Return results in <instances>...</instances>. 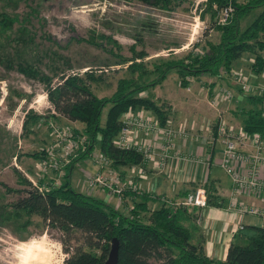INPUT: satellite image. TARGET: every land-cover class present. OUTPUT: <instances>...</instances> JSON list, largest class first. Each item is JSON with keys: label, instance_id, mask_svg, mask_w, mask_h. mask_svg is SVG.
Instances as JSON below:
<instances>
[{"label": "rangeland", "instance_id": "1", "mask_svg": "<svg viewBox=\"0 0 264 264\" xmlns=\"http://www.w3.org/2000/svg\"><path fill=\"white\" fill-rule=\"evenodd\" d=\"M202 1L204 0H183L176 9L167 12L148 7L141 2L125 0H0V12L9 17H16L9 28L0 32V205L15 198L12 194H6L1 185L18 188L13 168L34 184L40 181L41 185L46 186L50 182L51 185L62 182L66 166L62 164L60 151L55 147L59 138L55 132H51L49 123L62 130H65V127L70 128L74 139L85 138L74 132H80V123L66 120L57 114L49 116L50 104L43 84L20 74L15 64L25 63L37 68L40 73L51 77L53 84L62 73L76 70L82 73L90 68L97 74L101 69L104 72L101 75L102 81L92 83L91 87L98 97H108L114 91L116 80L126 76L127 72L123 69L124 66L110 63L114 60L113 57L85 43V40L97 34L110 36L120 45V49L104 40L101 42L103 48L111 47L113 52L117 51L128 58L131 56L129 47L133 46L137 52L144 53L142 62L146 70L152 71V63L148 62L155 63L160 58L180 57L189 50L201 52L200 47L203 48L204 40L218 41L219 33L209 28L208 19L198 18V8ZM257 11H252L243 18L240 27L244 28ZM193 42H198V46L192 47ZM249 57L251 56L247 53L241 54L228 73L221 71L220 78L207 74L187 77L185 87L179 86V78L175 70L171 69L165 73L158 86L138 94L162 108L167 115V122L160 125L149 110L142 109V112L141 108L135 109L155 120L156 126L172 131L167 138H158L153 132L144 135L148 136L147 141H157L162 147L159 150V147L152 146L157 162L161 163L163 168L170 159L178 160L182 164L183 175L180 177L181 186L179 191L177 190L178 193L176 191L171 197L158 196L161 204L167 206L175 202L178 199L176 196L180 194H183V198L205 180L208 170L211 177L223 178L226 182L227 178L221 169L210 164V153L217 149L219 151V148L221 152V144L215 140L212 129L216 122L232 125L234 128L241 126V110L252 108L247 95L260 94L264 89V79L252 75L249 71ZM105 60L111 64L107 68L106 63H103ZM6 61H11L12 68L5 66ZM238 68H241L245 75L246 90L240 88L231 75V70ZM219 88L228 90L231 96L211 107L209 100ZM261 108L264 109V105ZM25 114L28 117L34 116L33 114L36 116L34 120L27 118L23 128ZM139 136L143 134L140 133ZM146 145L142 146V149H145ZM33 152L42 158H31L30 154ZM98 152L96 146L90 157L84 159L87 160L86 163L75 162L69 170V175L73 167L75 170L81 169L84 172L82 180L72 181L73 184H83L80 187L76 184V190L89 196L97 192L103 194L107 197L108 205L125 215L132 203L122 196L121 190L130 187L138 193L144 192L137 179L145 176V164L149 160H143L144 167L132 166V173L126 167L114 170L108 163L99 168L93 157ZM160 152H168L172 157L162 161ZM219 159L220 153L217 162ZM42 160L55 161L57 168H61L63 173L59 175L52 169L42 171L38 165ZM108 169L112 171L114 179L109 181L107 178L106 181L108 184L112 183V190L119 192L112 193L110 189L99 186H92L89 190L86 185L87 176L96 173L107 176L105 174ZM77 175L75 172L73 178ZM135 180V184L140 186L139 189L132 185ZM156 207L157 204L155 207L147 206L148 212ZM222 208L234 212L236 218L238 217L236 211L229 210L225 205ZM187 209L197 215L192 223L198 225L200 214L197 209ZM147 213L139 214L143 222L146 221ZM187 225L190 226V223ZM18 237L13 234L11 228L0 224V264H19L20 256L33 242L40 243L49 251L52 264H60L66 256L59 242L63 239L62 234L53 228L44 229L38 217H32V224L25 232H18ZM79 239V233L73 232L69 245H77ZM190 241L202 247V238L197 236L195 231Z\"/></svg>", "mask_w": 264, "mask_h": 264}, {"label": "trees", "instance_id": "2", "mask_svg": "<svg viewBox=\"0 0 264 264\" xmlns=\"http://www.w3.org/2000/svg\"><path fill=\"white\" fill-rule=\"evenodd\" d=\"M125 1L141 2L148 7L169 12L176 9L183 0ZM227 4L233 7L232 14L225 24H217V12ZM255 10H258L255 16L241 28L240 21ZM197 15L200 20L208 19L209 28L219 33L218 41L204 40L201 52L189 50L180 57L148 62L152 63V71L146 70L142 62L144 53L137 52L133 46L129 47L131 56L128 58L117 51L113 52L111 47L103 48L101 42L104 40L120 49V45L110 36L97 34L86 39L85 43L100 49L105 55L109 54L114 58L110 63L124 66L127 72L126 76L116 80L114 91L108 97H98L91 87L92 83L102 81L101 75L104 72L100 68L97 74L90 68L82 73L78 70L62 73L53 84L51 77L40 73L37 68L25 63L15 64L20 74L43 84L50 104L49 116L57 114L66 120L80 123V132H74L85 138L83 149H79L67 164L62 182L58 185H51L50 182L44 186L40 181L32 184L24 174L16 168L12 169L19 186L11 188L1 184L6 194L15 197L10 202L1 203V225L11 228L18 237V232H25L32 224V217H38L44 229H56L63 236L59 242L66 256L60 264H102L112 239L117 242L116 264H264L262 226H241L236 229L224 259L215 260L203 253L201 245L191 243L195 230L192 222L197 215L186 207L161 204L159 208L148 212L147 202L154 200V197L128 187L121 190L122 196H130L132 206L124 215L104 200L77 191L69 181V170L73 164L90 157L96 146L114 170L120 167H143L141 152L135 147H118L112 140L121 129L122 114L135 108L149 110L160 125L166 124L167 115L164 110L138 94L158 86L168 70L174 69L179 78V86L185 87L187 77L201 74L222 77L221 71L228 73L241 54L247 53L252 59L250 73L255 76L261 74L264 69V0H204L199 5ZM15 20V16L9 17L0 12V32L9 28ZM197 46L198 42L192 43V47ZM103 63H106V68L111 65L106 60ZM5 66L12 68L13 64L6 61ZM247 100L252 108L240 112L242 129L248 134H257L264 141V109L261 108L264 105V89L260 94L247 95ZM33 115L28 117L25 114L23 128L27 118L35 119L36 115ZM217 123L212 129L215 138ZM30 157L42 158L35 152ZM200 186L204 189L207 206L223 207L226 204L225 198L218 192L215 180L208 177ZM140 213H147L145 222L140 219ZM73 232L79 233L80 239L72 247L69 242Z\"/></svg>", "mask_w": 264, "mask_h": 264}, {"label": "built area", "instance_id": "3", "mask_svg": "<svg viewBox=\"0 0 264 264\" xmlns=\"http://www.w3.org/2000/svg\"><path fill=\"white\" fill-rule=\"evenodd\" d=\"M232 11L233 7L230 4L220 8L215 18L216 23L220 25L225 24L230 18ZM231 75L234 82L237 83L240 88L244 90L247 89L244 80L245 75L241 69L231 70ZM230 96L228 90L219 88L209 100V106L212 107V105H217ZM154 121L155 120L144 116L136 109L125 112L121 116L122 126L119 133L112 140L113 144L118 147H135L137 151L141 152L143 160L147 161L153 157H155L156 160L154 150L152 149L154 145L152 142L142 138V140L140 139L139 141H132L131 138L135 133H142L144 136L153 132L154 136L158 138H167L171 135L172 131L169 128L158 127L155 125L156 122ZM49 128L51 132H55L59 138L55 147L60 151V157L63 159L62 164L67 166L76 152L79 149H83L82 144L84 139L80 140L79 137L78 139H74L73 131L68 127L62 130L49 123ZM215 140L221 144L220 159L217 165L230 182V189L225 206H227L229 210L236 211L239 220H241L242 216L249 215L261 218L264 222V199L260 206L247 205L240 199L243 194L247 193L264 197V141L257 134H248L244 132L242 126L234 128L232 125L223 123H219L217 126ZM150 143H152L151 146H149ZM145 144H147L145 149H142V146ZM157 147H159V150L162 149L159 145H157ZM93 157L99 168L104 167L108 163L107 159L99 152ZM171 157L172 156L168 152H160L162 161H166ZM159 164L161 163H158V165ZM38 165L44 172L51 171L52 169L59 175L63 173L61 168H57L55 161L48 162L47 160H42ZM131 169H133V167H131ZM112 174V171L108 169L105 174L107 176L98 173L87 176L86 185L88 187H106L110 189L112 193H118L119 190H112V183L108 184L106 181L107 178L109 181H113L114 177ZM31 183L34 184L32 181ZM38 190H41V188H38ZM167 205L202 209L207 206L204 189L198 186L185 194L183 198L180 197L175 202L173 201ZM240 227L241 225L238 224L236 229ZM262 227H264V223Z\"/></svg>", "mask_w": 264, "mask_h": 264}, {"label": "crops", "instance_id": "4", "mask_svg": "<svg viewBox=\"0 0 264 264\" xmlns=\"http://www.w3.org/2000/svg\"><path fill=\"white\" fill-rule=\"evenodd\" d=\"M264 51V50H263ZM262 55L264 57V53L262 52ZM248 61L251 63L252 59L251 57L248 58ZM241 69V68H238ZM261 76V78L264 79V69L262 70L261 74L258 75V77ZM140 133H135L131 136L132 141H137L138 139H147L148 136H139ZM141 139V140H142ZM154 145L157 147L158 142L155 141L153 142ZM218 150V149H217ZM213 151L210 153V164L213 167H216L220 169L217 165L219 153H220V148L219 151ZM215 160V162H214ZM78 161V162H83ZM87 161V160H86ZM84 161V163H86ZM174 161L176 162L174 164ZM77 162V163H78ZM76 163V165H77ZM83 163V164H84ZM145 168V176L139 177L137 179V183L141 184L142 191L150 194L151 196L154 197V200L148 201L147 206H154L157 204V208L160 207L161 203L159 202V197L160 195L166 196V197H171L173 193H175L177 190L179 191L180 189V177L183 175L182 167L180 162L175 159H170L167 161L166 165L163 167H160L161 164L158 165L157 159L155 160V157L150 159L146 164ZM216 165V166H215ZM184 166V165H183ZM210 166V167H211ZM82 167V166H81ZM144 167V166H143ZM128 170L132 173L131 168H128ZM85 171V170H84ZM165 171V172H164ZM169 171V172H168ZM77 172V176L73 178L74 173ZM222 172V171H221ZM84 172L82 170H78L73 167L69 181L71 186L76 189V184L77 186L80 187V185L83 186L81 183L80 185L78 183H74L72 181H77L79 179L82 180ZM225 175V174H224ZM210 178L215 180L216 182V187L218 189L219 194L225 198V201L227 199V195L230 189V182L225 175L226 182H224L223 178L219 177H211L209 170L207 171L206 178ZM205 178V179H206ZM132 179V178H130ZM129 181V180H127ZM136 180L132 184L135 186L137 189L140 188V186L136 185ZM200 186V185H199ZM91 190V187H89ZM178 191L176 193H178ZM83 192V191H82ZM96 195V196H95ZM171 195V196H170ZM183 194H180L179 196H176L177 198H180ZM93 196L100 198L104 200L105 202L108 203L107 197H105L103 194L97 192L96 194H93ZM175 197V198H176ZM128 199L131 202V197L126 196L124 197ZM157 198V199H155ZM125 199V200H126ZM240 199L246 203L247 205H255V206H260L262 204V201L264 199L263 196H254L253 194H243ZM124 200V199H123ZM134 200V199H132ZM198 213L200 214V217H198V225H193L195 226L194 230L195 234L199 237L202 238V250L204 251V254L208 256L209 258L215 259V260H222L225 257L226 249L230 241L232 240L233 234L237 228L238 222L241 224V226H262L263 225V220L261 218L255 217V216H249V215H244L242 216L241 220H238L236 218V215L234 212L226 211L222 207H214V206H206L202 209L196 208ZM192 209V210H196ZM152 211V210H151Z\"/></svg>", "mask_w": 264, "mask_h": 264}, {"label": "bare ground", "instance_id": "5", "mask_svg": "<svg viewBox=\"0 0 264 264\" xmlns=\"http://www.w3.org/2000/svg\"><path fill=\"white\" fill-rule=\"evenodd\" d=\"M25 251L20 256L19 264H52L49 251L40 243L33 242Z\"/></svg>", "mask_w": 264, "mask_h": 264}, {"label": "water", "instance_id": "6", "mask_svg": "<svg viewBox=\"0 0 264 264\" xmlns=\"http://www.w3.org/2000/svg\"><path fill=\"white\" fill-rule=\"evenodd\" d=\"M117 262V242L112 239L109 244V250L107 253L106 260L102 264H116Z\"/></svg>", "mask_w": 264, "mask_h": 264}]
</instances>
